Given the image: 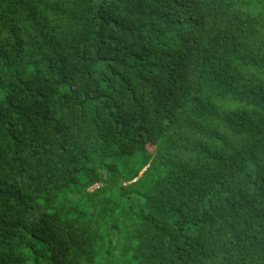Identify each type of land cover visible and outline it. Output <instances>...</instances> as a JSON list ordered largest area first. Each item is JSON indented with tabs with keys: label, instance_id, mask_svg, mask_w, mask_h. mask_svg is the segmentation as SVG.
I'll return each mask as SVG.
<instances>
[{
	"label": "trees",
	"instance_id": "obj_1",
	"mask_svg": "<svg viewBox=\"0 0 264 264\" xmlns=\"http://www.w3.org/2000/svg\"><path fill=\"white\" fill-rule=\"evenodd\" d=\"M0 264H264V0H0Z\"/></svg>",
	"mask_w": 264,
	"mask_h": 264
}]
</instances>
